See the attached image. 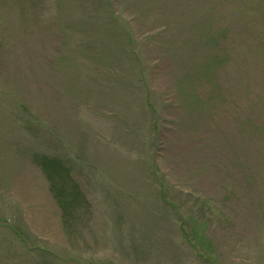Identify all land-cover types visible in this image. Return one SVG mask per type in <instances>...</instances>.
I'll use <instances>...</instances> for the list:
<instances>
[{
	"label": "rangeland",
	"instance_id": "obj_1",
	"mask_svg": "<svg viewBox=\"0 0 264 264\" xmlns=\"http://www.w3.org/2000/svg\"><path fill=\"white\" fill-rule=\"evenodd\" d=\"M115 1L122 67L61 60L58 0H0V264H264V0ZM37 154L88 201L68 225Z\"/></svg>",
	"mask_w": 264,
	"mask_h": 264
},
{
	"label": "trees",
	"instance_id": "obj_2",
	"mask_svg": "<svg viewBox=\"0 0 264 264\" xmlns=\"http://www.w3.org/2000/svg\"><path fill=\"white\" fill-rule=\"evenodd\" d=\"M58 1L59 7H61L59 10L63 17H65V22L62 20L63 17H61L59 22V25L63 26L61 29L66 41V47L64 48L66 49V53H64L61 60L72 63L77 60L80 62H98L99 65H103L105 62H118V67H122L127 56V46L133 45L134 42L137 41V38L135 40L133 36V20L131 18L126 20V18L122 17L118 12L119 9L117 10V6L119 3L115 0H92L94 5L93 9L96 12L95 14L99 15V20L93 21V24L91 23L90 25L96 27L98 35L96 38L98 37L101 39L99 40L101 45L96 51H93L97 54H90L84 46L80 45L78 50H75L77 51V55H75L67 45L71 43L73 39L75 44H77L78 39L74 38L76 33L78 36L81 35L85 26L89 24L91 20L87 19L86 16L78 20L76 16L73 18L69 13V8H67L70 0ZM141 1L144 2V0H138V3L142 4ZM132 2L135 3L137 1L128 0V2L124 1L123 3L131 4ZM145 3H153L154 6L162 7L167 6L169 0H147ZM73 4H75V2ZM111 8L115 9L114 13H110ZM242 9L247 13L251 11V9H248L246 6L242 7ZM129 20L131 22H129ZM96 30H94L95 33ZM206 41H208V39ZM209 42L215 43L216 38H212ZM134 55V60L132 61L140 62L138 53ZM34 161L43 172L48 182L50 193H52L63 211V216H65L62 219L63 222L68 225L71 218H77L72 212L78 213L88 204L80 185L76 182L70 169L61 158L49 156L47 154H37Z\"/></svg>",
	"mask_w": 264,
	"mask_h": 264
}]
</instances>
